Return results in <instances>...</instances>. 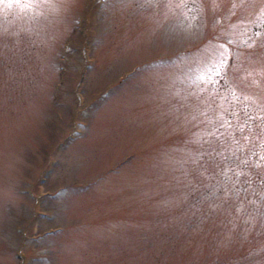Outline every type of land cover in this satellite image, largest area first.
Returning a JSON list of instances; mask_svg holds the SVG:
<instances>
[{
    "label": "rangeland",
    "instance_id": "374dc122",
    "mask_svg": "<svg viewBox=\"0 0 264 264\" xmlns=\"http://www.w3.org/2000/svg\"><path fill=\"white\" fill-rule=\"evenodd\" d=\"M0 40V264H264L257 184L210 212L190 162L264 106V0H0Z\"/></svg>",
    "mask_w": 264,
    "mask_h": 264
},
{
    "label": "snow or ice",
    "instance_id": "6c2138e0",
    "mask_svg": "<svg viewBox=\"0 0 264 264\" xmlns=\"http://www.w3.org/2000/svg\"><path fill=\"white\" fill-rule=\"evenodd\" d=\"M37 2L47 4L50 0H37ZM147 2L151 3V0ZM217 2L218 0H207L209 5ZM0 43L3 41L0 40ZM248 56L249 60L264 64V52L249 53ZM221 70L214 69L217 74ZM246 73L247 77L253 78L261 74L256 68L251 71L246 70ZM233 95L235 96V93ZM254 95L259 100L264 96V89ZM236 99L239 100L240 97ZM250 99L249 96L243 97L244 101ZM252 105L243 103L240 108L233 106L231 111L225 110L226 116L218 115L215 120L205 114L206 122L211 127L195 141L199 147L191 155L190 162L195 165L193 171L199 175L208 174V179H216V183L210 184L209 190L202 194V198L210 205V212L219 209L222 212H242L246 217L251 215L252 212L245 205L254 203L249 199L250 192L253 195L257 192L253 184H257L260 189L261 202L264 203V171H257L255 174L249 171L250 156L257 155L253 149L257 144L264 145V106L256 100L252 101ZM249 145L252 147L250 148ZM245 149L248 150L249 155H244ZM256 167L258 169L264 167V155L260 156ZM221 177L223 179H220ZM216 201L220 203L217 204ZM260 214L264 215V211Z\"/></svg>",
    "mask_w": 264,
    "mask_h": 264
},
{
    "label": "trees",
    "instance_id": "16d2710c",
    "mask_svg": "<svg viewBox=\"0 0 264 264\" xmlns=\"http://www.w3.org/2000/svg\"><path fill=\"white\" fill-rule=\"evenodd\" d=\"M90 58V56H88ZM90 60V59H89Z\"/></svg>",
    "mask_w": 264,
    "mask_h": 264
}]
</instances>
